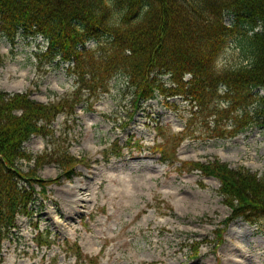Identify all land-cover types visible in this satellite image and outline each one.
I'll return each mask as SVG.
<instances>
[{
    "label": "trees",
    "instance_id": "1",
    "mask_svg": "<svg viewBox=\"0 0 264 264\" xmlns=\"http://www.w3.org/2000/svg\"><path fill=\"white\" fill-rule=\"evenodd\" d=\"M20 35L43 37L48 47L38 56L40 64L43 59L68 64L75 89L51 103L33 99L30 92H0V264L2 245L18 228V216L31 215L47 191L39 170L53 163L61 177L71 180L78 165L89 164L55 136L54 123L61 115L76 118L81 105L92 110V101L109 93L113 79L132 90L135 109L157 96L167 103L176 98L186 102L184 130L171 142L158 135L170 146L152 149L162 162L180 163L181 171L217 178L232 211L228 222L244 218L258 224L264 218V175L217 159L207 164L177 159L185 138L233 139L254 127L264 129V97L258 92L264 89V0H0V42L14 44ZM239 35L244 61L220 67L223 53ZM90 42L94 48L86 47ZM3 63L0 56V67ZM156 128L157 133L164 130ZM34 136L50 137L42 154L24 148ZM111 147V153L103 151L105 162L121 154L118 143ZM34 241L41 249L56 246L43 234ZM75 256H81L78 245Z\"/></svg>",
    "mask_w": 264,
    "mask_h": 264
},
{
    "label": "rangeland",
    "instance_id": "2",
    "mask_svg": "<svg viewBox=\"0 0 264 264\" xmlns=\"http://www.w3.org/2000/svg\"><path fill=\"white\" fill-rule=\"evenodd\" d=\"M225 21L232 24L231 17ZM242 41L243 35L232 40L220 67L244 61ZM94 46L92 42L88 48ZM45 47L41 37L20 35L14 44L2 39L0 92H30L43 103L72 93L75 79L68 64H57L59 59H43L40 64L38 56ZM163 81L171 86L168 76ZM258 92L264 96V90ZM92 102L93 110L84 104L77 108L76 118L61 115L52 127L56 137L67 141L70 153L89 161L92 168L78 165L71 180L61 177L53 163L39 170L47 191L37 198L31 215L18 216V228L2 245L3 264H264V218L258 224L244 218L228 222L232 211L219 193L217 178L181 171L180 163L162 162L152 149L170 146L158 135L169 136L171 142L184 130L189 117L186 102L176 98L167 103L157 96L135 109L132 90L119 79L111 81L108 94ZM156 127L164 130L157 133ZM49 139L34 136L24 148L42 154ZM115 143L121 154L105 162L103 151L111 153ZM177 159L204 164L218 160L262 176L264 129L254 127L233 139L185 138ZM22 168L27 170L29 164L23 162ZM77 186L91 188L86 202L67 196ZM39 234L56 246L39 248L34 241Z\"/></svg>",
    "mask_w": 264,
    "mask_h": 264
},
{
    "label": "bare ground",
    "instance_id": "3",
    "mask_svg": "<svg viewBox=\"0 0 264 264\" xmlns=\"http://www.w3.org/2000/svg\"><path fill=\"white\" fill-rule=\"evenodd\" d=\"M13 88L14 90L16 89H19L18 86H13L11 87ZM87 168L91 169L92 168V165L91 164H88ZM78 184H80V182H78ZM92 190L89 186H77L75 187V189H73L72 191H69V193H67V196L68 197H71V198H77L76 202H86L88 200V197L90 196Z\"/></svg>",
    "mask_w": 264,
    "mask_h": 264
}]
</instances>
